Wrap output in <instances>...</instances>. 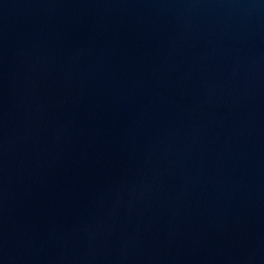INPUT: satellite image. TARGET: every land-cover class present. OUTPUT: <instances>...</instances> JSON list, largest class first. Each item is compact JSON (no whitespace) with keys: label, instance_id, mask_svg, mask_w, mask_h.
I'll use <instances>...</instances> for the list:
<instances>
[{"label":"water","instance_id":"95a60500","mask_svg":"<svg viewBox=\"0 0 264 264\" xmlns=\"http://www.w3.org/2000/svg\"><path fill=\"white\" fill-rule=\"evenodd\" d=\"M0 264H264V0H0Z\"/></svg>","mask_w":264,"mask_h":264}]
</instances>
